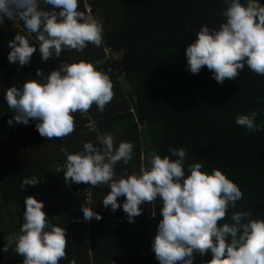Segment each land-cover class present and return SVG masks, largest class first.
Masks as SVG:
<instances>
[{"label": "trees", "instance_id": "1", "mask_svg": "<svg viewBox=\"0 0 264 264\" xmlns=\"http://www.w3.org/2000/svg\"><path fill=\"white\" fill-rule=\"evenodd\" d=\"M90 1L94 15L102 20L103 43L99 47L88 43L81 52L63 51L70 62L91 61L112 81L113 96L104 110L97 111L95 104L89 110L99 132L112 134L114 145L120 140L133 144L132 160L127 165L118 162L115 173L121 175L122 168L131 171L139 155L148 150L175 159L168 153V147H183L185 166L193 158L200 160L203 149L211 150L206 162L214 165L218 160V168L243 193L235 202V209L250 202L264 203V108L256 116L255 122L262 124L258 132H248L231 122L237 114H247L260 106L264 76L252 73L245 66L239 76L222 83L211 76L200 82L209 70L202 66L196 74L188 72L184 48L172 45H186L195 38L192 27L195 18L166 29L210 6L214 0ZM40 7L50 6L41 4ZM222 7L223 3L215 10L220 11ZM19 24L22 29L5 20L0 27V246L7 242L8 235L19 230L23 196L33 195L43 201L46 219L65 228V256L58 264H68L73 259L76 264H158L149 245L144 206H138L142 211L130 223L119 207L111 212L97 201L92 208L100 214L99 220L90 218L88 227L85 221L70 222L73 217L82 216L79 208L85 203L77 190L83 183L66 184L63 173L56 172V164H63L65 159L60 148L75 152L81 150L84 141L99 146L96 136L84 131L79 115L72 113L74 129L69 135L50 140L36 132L31 120L27 125L5 123L12 111L3 101L4 88L34 77L37 68L44 73L55 68L50 59L42 62L38 52L32 54L25 66L7 62L6 42L17 32L24 34L22 22ZM31 35L34 38L35 34ZM150 35L153 36L147 41L123 52L126 71L117 73L111 65L113 55L106 54L104 49L117 52ZM137 118L139 124H136ZM31 176L38 177L40 183L26 186L22 192L21 179ZM107 191V187L99 184L93 187V194L99 200ZM117 199L122 201L124 197ZM156 203L159 215V199ZM247 210L252 216L251 210ZM254 217L264 220V211H257ZM224 220L228 221L227 215ZM13 247L8 245L6 253L20 264L22 257L15 254ZM201 259H210V254L201 257L194 253L193 264H200Z\"/></svg>", "mask_w": 264, "mask_h": 264}, {"label": "clouds", "instance_id": "2", "mask_svg": "<svg viewBox=\"0 0 264 264\" xmlns=\"http://www.w3.org/2000/svg\"><path fill=\"white\" fill-rule=\"evenodd\" d=\"M79 4L78 8V0H0V27L5 20H19L24 31L6 42L7 62L20 67L29 63L34 52L43 62L60 57L63 50L81 52L88 43L101 46V18L93 14L89 0H79ZM219 16L223 19L215 26L201 23L195 38L184 47L186 70L196 74L205 66L217 83L239 76L245 66L264 76V3L223 0ZM30 34H35L34 43ZM112 96V81L103 69L84 59L60 61L47 73L37 68L34 77L4 88L3 101L12 111L5 123L27 125L31 120L41 137H64L74 129L72 113H86L93 104L103 111ZM256 116L255 111L237 114L234 123L258 132L262 124L255 122ZM90 126L98 132L94 122ZM96 141L99 146L84 141L75 152L61 147L65 159L56 164V172L63 173L66 184L107 185L100 206L111 212L119 207L130 223L140 215L139 205L147 202L151 207L159 199L160 219L150 240L158 264H193L194 253L210 254L200 264H264V220L250 216L248 210L235 209L243 193L218 167L205 168L194 158L185 166L186 149L169 146L167 151L175 159L148 150L139 155L131 171L122 168L117 176L114 166L132 160L133 144L120 140L114 145L107 132H98ZM38 183L36 176L25 177L19 187L24 192L26 186ZM121 196L122 201L117 199ZM22 203L19 230L8 235L0 251L13 245L15 254L22 257L20 264H58L65 256V228L46 219L43 201L33 195H24ZM91 203L89 193L79 208L84 221L101 218ZM155 215L150 211L149 218Z\"/></svg>", "mask_w": 264, "mask_h": 264}, {"label": "flooded vegetation", "instance_id": "3", "mask_svg": "<svg viewBox=\"0 0 264 264\" xmlns=\"http://www.w3.org/2000/svg\"><path fill=\"white\" fill-rule=\"evenodd\" d=\"M221 3H223V0H214V2L206 7V8H203L199 11H197V16L194 17L195 20L192 24V27H193V32H194V36H195V31L198 29L199 25L201 23H204V24H207L209 26H215L218 24V22L220 20L223 19V17L219 16V12L220 11H216L215 8L218 7V5H220ZM80 6L79 4V1H78V7ZM215 10V11H214ZM194 103V102H193ZM202 107V106H201ZM203 108V107H202ZM211 144V143H209ZM212 149V148H210ZM203 151V156L202 158H200L201 162L204 164V167L205 168H208L210 166H216V167H219V164H218V160L217 162L213 165V164H210L207 161L208 159V155H210L211 153V150L207 151V150H202ZM143 153V152H142ZM157 201V200H156ZM152 203V206L150 207L149 203L145 202V203H142L141 205L139 206H144L146 208V220H147V227H146V230H147V233H148V237H149V245H150V240H151V235H153V231L154 229H151L152 227L154 228L155 225H156V220L157 219H160V215L157 214V203ZM150 211H155L156 212V215L155 217L153 218H149V213ZM151 230V233H149V231ZM151 234V235H150ZM152 252V250H151ZM152 255H153V260L154 262H157L155 259H154V254L152 252Z\"/></svg>", "mask_w": 264, "mask_h": 264}, {"label": "built area", "instance_id": "4", "mask_svg": "<svg viewBox=\"0 0 264 264\" xmlns=\"http://www.w3.org/2000/svg\"><path fill=\"white\" fill-rule=\"evenodd\" d=\"M9 22L11 23V25L17 26L19 29H22L21 25L19 24V20H12V21H9ZM30 39H32L33 42H35L34 38L32 37L31 34H30ZM104 51L106 52V54H108L110 52V49L109 48H105ZM49 59L51 60V62L53 63L55 68L58 67L60 61L70 62V60L68 58V55H67V53L65 51H62L60 57H50ZM108 69L109 68H107V70ZM74 114H77V115L80 116V119L82 120V124H83V129H84L85 132H88V133H90L92 135L97 136L99 130H98L97 125H96V120L93 117V115H92V113L90 112L89 109L87 110L86 113H80L79 111H77ZM90 122H94V126L98 130V132L92 130V128L90 126ZM93 187L94 186H89V185L83 183L82 187L78 188V190H77V192L80 195L83 196V201H84L85 204H86V201L89 199V193H90V199L92 201L91 207L95 203H97V201H98V199H96L94 194H93ZM81 221H84L82 216H76V217H73L72 219H70V222H73V223H78V222H81ZM89 221H90V219L88 221H85L87 226L89 224Z\"/></svg>", "mask_w": 264, "mask_h": 264}, {"label": "water", "instance_id": "5", "mask_svg": "<svg viewBox=\"0 0 264 264\" xmlns=\"http://www.w3.org/2000/svg\"><path fill=\"white\" fill-rule=\"evenodd\" d=\"M78 1H79V0H78ZM89 3L92 5V9H93V11H94L93 4H92V2H91L90 0H89ZM79 7H80V6H79ZM79 7H78V8H79ZM93 14H94V12H93ZM196 16H197V13L192 14V15H190V16L184 18L182 21H180V22L178 21L177 23H174V24H172V25L166 27V29H168V28H170V27H173V26H175V25H177V24H179V23H181V22H183V21L190 20L191 18H194V17H196ZM152 36H153V35H150V36H147L146 38L136 40V41L132 42L131 44L125 46L124 48L118 50L117 52L114 51V50H111V49H110V52H111V53H112V52H113V53H118V55H119V59L117 60V62H113V63H111L112 68H114V69L117 71V73H119V74H123V73H125L126 69H125V66H124V64H123V60H122V59H123V52H124L125 50H127V49H130V48L134 47V46H135L136 44H138V43H141V42H145V41H147V40L150 39ZM191 41H192V40H190L189 43H190ZM172 45H173V46H178L179 48H184V47L186 46V45H176V44H172ZM118 68H119V71H118ZM210 76H211V74H210V71H209L208 74H207L204 78H202L200 82L204 81L205 79H207V78L210 77ZM196 85H198V84H196ZM263 108H264V97H263V99H262V102H261L260 106H259L256 110H254V111L258 114ZM139 111L141 112V110H139ZM251 112H253V111H251ZM231 122H234V121H231ZM139 123H140V119L137 118V120H136V124H139ZM154 203H155V201H154ZM247 209H250V210H251V215H252V217H254V214H255L257 211H264V203L250 202V203H247L246 205H244L243 207H241V210H247ZM226 211H227L228 213H230L232 210H231V209H228V210H226ZM158 220H159V219L156 220V223H157ZM155 226H156V225H155ZM151 229H153V227H152ZM149 233H151V230L149 231ZM150 235H151V234H150ZM151 237H152V235H151Z\"/></svg>", "mask_w": 264, "mask_h": 264}, {"label": "rangeland", "instance_id": "6", "mask_svg": "<svg viewBox=\"0 0 264 264\" xmlns=\"http://www.w3.org/2000/svg\"><path fill=\"white\" fill-rule=\"evenodd\" d=\"M110 54L113 55L112 56V59H113L112 63L113 62H117V60L119 59L118 53H113L112 52ZM118 71H119V68H118ZM122 88L125 89V85L124 84H122ZM142 149H143V144H142ZM48 150L52 151V148L48 147ZM116 175L119 176L117 173H116ZM99 185H101V184H99ZM102 186L107 187V185H102ZM98 201H99V199H98ZM0 264H16V259H15V257L9 255L8 253L0 251Z\"/></svg>", "mask_w": 264, "mask_h": 264}]
</instances>
